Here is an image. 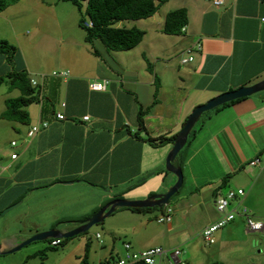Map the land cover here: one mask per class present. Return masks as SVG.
<instances>
[{"label": "crops", "instance_id": "obj_1", "mask_svg": "<svg viewBox=\"0 0 264 264\" xmlns=\"http://www.w3.org/2000/svg\"><path fill=\"white\" fill-rule=\"evenodd\" d=\"M20 2L24 0L17 1ZM17 3H10L0 12V37L14 45L19 42L18 35L14 30L13 37L6 33L13 26L9 16L16 12ZM157 3L158 10L153 16L116 24L138 27L145 32L143 40L127 51L110 52L97 39L98 48L94 53L84 32L82 39H75L81 51L73 54L71 65L57 61L53 67L42 69L39 64L32 65L25 56L20 57L18 47L14 71L26 70L30 76L38 77L44 73L49 75L43 101L27 107L29 122L10 121L15 136L21 137L20 142L13 138L16 144L11 142L12 151L7 148L0 151L6 157L0 160V212L18 201L28 200L23 204V219H19L21 228L13 230L8 225L2 228L3 254L13 253L12 248L35 232L48 230L45 225L42 229L38 227L35 218L39 214L46 216L48 211L55 210L57 219L71 218L61 227L66 231L72 229V220H83L116 199L143 200L166 193L176 176L166 167L174 141L160 144L161 139L176 138L197 106L223 92L264 80L262 0H223L220 6L211 0H158ZM31 4L37 14L32 22L36 27L44 24L41 10L57 20L56 25H48V31L42 30L41 36L50 37L49 40L57 35L66 39L64 21L48 8L52 5L45 0H34ZM20 6L28 7L26 3ZM181 8L188 14L186 31L166 33L167 14ZM38 31L41 32L39 28ZM199 40L202 50L194 51V61L182 64L180 54ZM49 46L45 41L42 48ZM10 65L7 56L0 53V75L11 73ZM59 70L70 74L68 77L51 75ZM104 79L110 80L106 90L91 89L93 81ZM62 101L67 102L66 119L57 120L55 112ZM87 115L89 120L84 119ZM44 120L50 121V126L29 140L27 133L31 126ZM191 146L189 155L179 153L175 161L184 173L177 196L182 202L195 203L175 208L172 227L183 226L185 213L182 211L194 205L206 206L205 211L208 201L215 206L217 195L229 188L235 189L234 182L236 189L245 191L243 203L250 213L264 221V90L213 112L201 129L196 130ZM13 154L17 157L13 158ZM256 157L261 158V163L251 165ZM251 167L256 174L260 171L255 181L249 178L245 182L237 180L241 184L231 181L232 175L239 172L245 176L249 171L252 174ZM56 200L65 201V205H58ZM120 211L126 216L136 214V211ZM219 217L201 212L199 222L204 229ZM24 218L34 219L26 224L25 231L22 229ZM146 219L144 216V222ZM220 230V247L233 245L244 249L242 244L246 243V264H264V231L248 232L242 215ZM105 231L107 241L97 237L105 248L93 263L125 253L124 246L118 247L114 237L128 230L110 224L105 226ZM83 242L85 254L87 243ZM68 245L73 247L76 242L71 240ZM132 246L136 250L154 247L150 244L137 247L133 243ZM39 250L27 253L22 260L26 261ZM164 258L170 260L165 253L161 264Z\"/></svg>", "mask_w": 264, "mask_h": 264}, {"label": "rangeland", "instance_id": "obj_2", "mask_svg": "<svg viewBox=\"0 0 264 264\" xmlns=\"http://www.w3.org/2000/svg\"><path fill=\"white\" fill-rule=\"evenodd\" d=\"M17 1L18 0H6V2L9 4L17 3ZM32 2H34V0H26V1L24 0L23 3H26V5L28 6L27 8H22L20 4L23 3L21 2L14 5V7L17 8V10L14 14L9 16V19L10 20L12 19L13 26L11 27V31L9 33H6V35L13 37L11 36V34L13 33V30L15 31V33L18 35L17 37L19 40L16 46L18 45L17 48L20 47L21 50L20 57L25 56L27 60L30 61L34 66L39 64L42 69H45L48 67H53L55 62L57 61L71 65L73 62L72 59L73 54L76 53L77 51L78 52L81 51V46H79V44L75 41V39L76 38L82 39V35L84 34V32H86L85 29L80 24V19L82 15L81 12L79 11L78 6L72 0H45L46 4L52 5L51 7L48 8L54 10V15H56L61 22L64 21L65 30L63 33L66 37V39L64 38L65 41L63 38L59 37L58 35L55 36V39L51 38V40H49L50 37L43 38L41 36L42 30L45 29L46 31H48L49 28L48 25H50V23L56 25L57 20L53 19L54 16L52 17L45 11L41 10L40 13L44 17V24H42L43 26L40 25V27H36L35 24H32L33 20L36 18L37 15L35 9H33V6L31 4ZM53 3H57V4H53ZM86 18H88V16H86ZM38 28L40 29L41 32L38 31ZM54 30L56 31L57 27ZM45 41H46V45L47 46L50 45V46L47 48H42L43 46H45ZM90 46L92 47V51L96 53L98 48L97 43L94 41L93 43H90ZM0 53L2 52L0 51ZM16 54L11 60L7 58L8 62L11 63L10 66L12 72L16 70V65H17ZM57 54L58 57L55 58ZM114 56H115V60L118 62V58L116 57V55ZM31 68L35 69L33 68V66ZM48 75L49 74H47V77ZM21 94L22 93L20 89L11 88L9 83H4L0 86V151L3 150L4 148H7V151L11 152L12 151L11 142L13 138L20 142L21 137L18 135L15 136L16 133L10 126L11 120L3 118L2 114L8 108L7 100L10 98L19 97ZM211 114H213L212 110L205 112L196 123L195 130H200L201 127L204 125L205 121L208 119V117ZM192 139L193 136L191 137L190 144L187 145L183 151H181L180 153L181 155L184 154V156H186L192 152V146H191ZM2 159L6 160V157L4 153L0 152V160ZM251 168L252 169L250 170L253 172L254 169L253 167ZM217 171L218 170H216L213 173H216ZM249 173L248 176H245V173L241 174L240 172L237 173L235 176L232 175L231 181L233 182L235 180L236 181L241 180V182H245L246 178L255 181L258 178L260 171L257 174L254 172L252 174ZM185 175L187 177V172H185ZM174 178H175V182H174L175 184L178 180L177 175L174 176ZM237 182L241 184V182L239 181ZM234 183L232 185V188L233 187L235 189L238 188L237 183L236 182ZM73 196L75 197L76 195ZM244 196L245 194L239 196L238 198H235L233 202V204L237 206L240 210H242L244 206H247L246 204H244L245 203V198L243 199ZM62 198L63 199L65 198V194L62 196ZM23 201H24L23 203L22 200L16 202L15 204L17 203L20 204L14 207L13 209L9 210L8 212H6L4 215H3L4 210L0 212V234L2 228L7 225L8 227L11 226L13 230L21 228V224H19V219H23L21 217L24 211V205L28 200L25 199ZM56 203L62 206L65 205V201L56 200ZM194 203L195 202L192 201L182 202L179 200V197L176 194L170 199L168 206L172 207L173 215H174L176 207L182 209V207ZM204 208L206 209V206L202 207V206L194 205L189 209L182 211L183 214L185 213V218H183L185 220L184 225L183 226L180 225L181 226L180 228H176V227L173 228L172 226H174V223L172 224V221L163 222V223H159L157 221V219L165 213V206L152 207L149 210L141 212L142 214L140 215L137 212L135 214L133 209H130L129 207H120L110 216H108L103 222L94 225L88 232L73 237L71 240H74V242H76V245H74L73 247H70L68 245V243L71 240L63 244H60L58 246L51 245L52 238L45 241H34L13 253L2 254V255L0 254V264H81L82 261L81 259H83V256L85 255L82 252L83 246L85 245L83 241L89 243L90 252L88 258V264H93V261L97 259V255L99 251L105 248L100 245V241H101L100 239L102 238L103 241L105 240L107 241L108 233L105 231V226L107 227L110 224H113V226L117 228L124 227L128 230V232L121 231L120 233L115 234L116 236L114 237L115 239L114 241L116 242L118 247H123L126 242H129L131 244L133 243L137 247L140 246L142 247L143 244H150L153 245L154 247L162 246V248L166 251V255L168 256L169 259L171 255V251L178 246L177 248H180L182 250L181 257L183 260H185L186 264H224V263L246 264V261L248 259L245 253L247 252L246 243L242 244L244 249H238L237 246H233V245H229L227 247L223 246L224 248L220 247V241L218 237L219 234L222 232L221 230H219L216 233V241H217L216 243L208 244L205 241L203 235L204 229L199 222L200 220L199 216L201 215V212H204V215L206 214L209 217L220 215V213L218 211H215L216 207L214 206L212 201H208L207 211H205ZM120 210H128L129 212H134V213H131V216L121 215L123 213H120L122 212ZM128 211H124V212H128ZM54 212L56 211L55 210L53 212L48 211L47 212L48 215L43 216L39 214V217L35 218L36 222L39 224L38 227L40 229H42L43 225H45V227H47L48 229L40 232L51 230V228L49 229V227L51 226L56 228L57 227L61 228L65 224L63 223V221L69 223L68 221L70 220L68 219L71 218L62 217L57 219L53 214ZM183 214H181L180 217H182ZM144 216H146L147 218L145 222L143 220ZM148 216H150L151 218L149 219ZM23 221L25 222V224H22V229L23 231H25L27 229L26 224H30L31 222H34V219L24 218ZM79 225H80V220H76V219L72 220L70 223L72 229L78 227ZM182 228H185L186 231L180 232V229ZM97 231H100L103 234V237H101L100 239H97V234H96ZM37 233L39 232H35L34 234ZM37 249L40 250L36 252V254L30 256V258H28L26 261L25 259L22 260L23 257L27 255V253H32ZM240 252L243 253L242 256H238ZM90 255L92 256L90 257ZM164 264H172L171 258L170 260L164 258Z\"/></svg>", "mask_w": 264, "mask_h": 264}, {"label": "trees", "instance_id": "obj_3", "mask_svg": "<svg viewBox=\"0 0 264 264\" xmlns=\"http://www.w3.org/2000/svg\"><path fill=\"white\" fill-rule=\"evenodd\" d=\"M81 12L80 24L86 31V41L93 43L100 39L110 52L113 51H127L137 46L144 37V30L138 27H119L116 24L124 20H139L146 19L153 16L158 10V0H72ZM9 3L6 0L0 1V12L3 11ZM86 5V7H85ZM88 16V18H86ZM88 19L92 20L93 26H88L86 22ZM188 23V14L185 9H175L170 11L165 20L164 31L168 34H181L182 28ZM0 51L7 55L10 60L18 51L16 45L12 44L7 39L0 37ZM4 83H9L11 88H18L21 90V95L16 98L7 100L8 108L2 114V117L8 120L19 121L21 123L29 122V112L27 107L35 102H40L38 96V88L31 83V76L26 70L14 71L6 75H0V86ZM246 98V97H245ZM245 98L233 100L223 104L214 110L219 109L239 102ZM196 130L195 126L191 131L188 142L189 145L191 137L194 136ZM176 137V136H175ZM175 138H162L161 143L173 141ZM185 146V147H186ZM185 147L181 150L183 151ZM181 153V152H180ZM179 192V191H178ZM177 192V193H178ZM176 193V194H177ZM175 194V195H176ZM174 195V196H175ZM165 206V205H164ZM163 207V206H161ZM136 212H143L152 207L136 208L129 207ZM99 212L95 211L92 215L80 220V224L91 216ZM63 223H67L64 222ZM72 238L62 239L61 244L68 242ZM53 240V239H51ZM90 246L87 243L85 255L81 264H88ZM134 264H147L145 262H136Z\"/></svg>", "mask_w": 264, "mask_h": 264}, {"label": "built area", "instance_id": "obj_4", "mask_svg": "<svg viewBox=\"0 0 264 264\" xmlns=\"http://www.w3.org/2000/svg\"><path fill=\"white\" fill-rule=\"evenodd\" d=\"M215 6H220L223 3V0H211ZM88 26H93L92 20H88L86 22ZM182 31H186V27L182 28ZM203 45L199 40L193 46L186 48L181 54L180 59L182 64H188L195 59V50H202ZM70 74L69 71L59 70L53 71L51 73L54 77H68ZM47 74H40V76H31V83L34 87L38 88V96L40 102L43 101L44 94V86ZM110 83L109 79L104 80H95L91 83L90 87L92 90L104 91L107 89L108 84ZM67 106L66 101H62L59 104V109L55 112V118L57 120H65V108ZM85 120H89V115L84 116ZM50 126V121L44 120L39 124L33 125L31 129L28 131L27 136L28 139H32L37 133H39L42 129L48 128ZM13 145L16 144L15 141L12 142ZM13 158L17 157V154L12 155ZM261 163V158H254L250 164L258 165ZM245 194L243 189H229L226 193L218 194L216 197V210L220 213V217L215 222L206 226L203 230V235L205 241L208 244H214L216 242V233L223 227L227 226L231 222H233L237 216L242 215L246 222V227L248 232H263L264 231V221L260 218L255 217L250 213V210L247 206H244L242 210H240L237 206L233 204L234 199L238 198ZM173 220V209L172 207L166 205L165 213L160 216L157 221L160 223L163 222H171ZM98 238H101V234H97ZM62 242L61 238H53L51 241V245L58 246ZM125 253L123 255H117L115 257H111L110 259L95 262L93 264H134L136 262H145L147 264H161L162 256L166 253V251L162 247H150L143 250H136L133 248L132 244L126 242L124 244ZM182 250L180 248H175L171 251V262L172 264H186L185 260L182 259Z\"/></svg>", "mask_w": 264, "mask_h": 264}, {"label": "water", "instance_id": "obj_5", "mask_svg": "<svg viewBox=\"0 0 264 264\" xmlns=\"http://www.w3.org/2000/svg\"><path fill=\"white\" fill-rule=\"evenodd\" d=\"M264 2V0H262ZM264 90V80L257 82L250 86H242L233 90L223 92L213 98L208 102L197 106L192 113L187 118L182 130L173 140L174 145L172 150L167 156L166 167L168 171L177 175V182L169 189L168 192L164 194H155L150 198L143 200H129V199H116L111 203L104 206L99 212L91 216L89 219L85 220L78 227L71 230H64L63 228H54L49 231L39 232L32 235L28 239L21 242L18 246H15L10 250V252H15L24 246L34 242V241H45L53 238H73L79 234L88 232L94 225L103 222L108 216L115 212L120 207H136V208H145V207H155V206H164L167 205L170 199L179 191L184 182V173L180 166L176 165L175 161L181 152V150L186 146L188 142L189 135L193 130L194 126L201 118V116L207 112L211 111L223 104L237 100L240 98L250 97L258 92ZM20 203L14 204L3 211V215L14 207L18 206ZM4 252L1 249L0 245V254Z\"/></svg>", "mask_w": 264, "mask_h": 264}, {"label": "clouds", "instance_id": "obj_6", "mask_svg": "<svg viewBox=\"0 0 264 264\" xmlns=\"http://www.w3.org/2000/svg\"><path fill=\"white\" fill-rule=\"evenodd\" d=\"M168 205V204H167ZM166 206V205H165Z\"/></svg>", "mask_w": 264, "mask_h": 264}]
</instances>
